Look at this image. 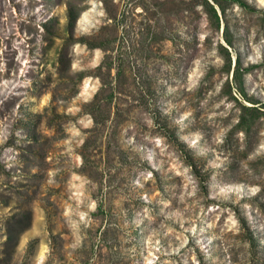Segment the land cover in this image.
<instances>
[{
  "label": "rangeland",
  "instance_id": "obj_1",
  "mask_svg": "<svg viewBox=\"0 0 264 264\" xmlns=\"http://www.w3.org/2000/svg\"><path fill=\"white\" fill-rule=\"evenodd\" d=\"M0 264H264V0H0Z\"/></svg>",
  "mask_w": 264,
  "mask_h": 264
},
{
  "label": "trees",
  "instance_id": "obj_2",
  "mask_svg": "<svg viewBox=\"0 0 264 264\" xmlns=\"http://www.w3.org/2000/svg\"><path fill=\"white\" fill-rule=\"evenodd\" d=\"M213 11L215 12V17H216V19H217V21H218V23H219V22H220V17H219V15H218V12L216 11L215 8H213Z\"/></svg>",
  "mask_w": 264,
  "mask_h": 264
}]
</instances>
